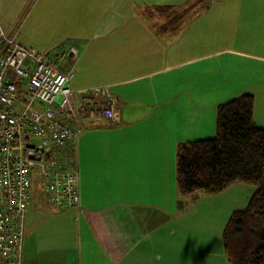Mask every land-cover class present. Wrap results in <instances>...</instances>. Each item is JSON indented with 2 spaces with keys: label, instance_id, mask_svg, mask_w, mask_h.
Masks as SVG:
<instances>
[{
  "label": "crops",
  "instance_id": "obj_1",
  "mask_svg": "<svg viewBox=\"0 0 264 264\" xmlns=\"http://www.w3.org/2000/svg\"><path fill=\"white\" fill-rule=\"evenodd\" d=\"M193 1L93 0L91 32L82 36L77 22L63 41L74 35V45L42 52L75 71L77 93H111L120 114L87 124L78 137L79 207L60 209L44 188L36 197L32 189L23 264H229L224 229L255 188L251 196L237 185L189 198L185 209L199 208L201 223L218 222L222 234L215 244L179 238L192 214L181 210L177 150L213 138L218 107L242 95L254 97V120L264 128V0H204L177 33H159L146 13ZM57 20H65L60 11ZM2 31L9 29L0 22Z\"/></svg>",
  "mask_w": 264,
  "mask_h": 264
},
{
  "label": "built area",
  "instance_id": "obj_2",
  "mask_svg": "<svg viewBox=\"0 0 264 264\" xmlns=\"http://www.w3.org/2000/svg\"><path fill=\"white\" fill-rule=\"evenodd\" d=\"M75 76L15 34L0 33V264H23L33 175L42 177L53 205L79 207L78 137L87 124L119 118L111 93H77Z\"/></svg>",
  "mask_w": 264,
  "mask_h": 264
},
{
  "label": "trees",
  "instance_id": "obj_3",
  "mask_svg": "<svg viewBox=\"0 0 264 264\" xmlns=\"http://www.w3.org/2000/svg\"><path fill=\"white\" fill-rule=\"evenodd\" d=\"M203 4L204 0H194L183 7L155 6L146 13L159 33H177ZM254 108L251 95L221 104L216 135L182 143L177 150L181 210L201 193L214 197L237 185L255 187L247 207L235 211L224 229L229 264H264V128L256 125Z\"/></svg>",
  "mask_w": 264,
  "mask_h": 264
},
{
  "label": "rangeland",
  "instance_id": "obj_4",
  "mask_svg": "<svg viewBox=\"0 0 264 264\" xmlns=\"http://www.w3.org/2000/svg\"><path fill=\"white\" fill-rule=\"evenodd\" d=\"M57 3L59 7H57ZM90 7L91 9L94 7L93 0H0V22L4 29H9L7 33L5 32L7 35H12L13 31L18 29L21 36L20 42L28 46L29 49H35L40 52H46L48 48L63 51L70 43V46L74 45L75 39H72L74 35L70 36L69 40L63 41L68 38L64 37V34L66 32L72 33L77 22L76 27H79L80 30L77 29L76 31L80 32L82 36H86V34L91 32L94 27V17L98 13L92 11V14H95V16H92ZM104 7L105 5L98 6L99 9H104ZM58 11L65 16L64 21H59L60 27L57 20ZM63 61L65 62V60ZM78 98H73L75 104L79 102ZM251 187L253 186L242 185L240 189L246 190L238 191L241 197L245 196V194L246 196L247 194L251 196V191H248ZM43 188L44 180L38 174H34L33 193L35 197L40 195V191ZM235 191L232 190V193H235ZM233 196L236 197V195ZM197 202L193 203V208ZM246 204L248 205V203ZM189 207L190 209L184 210L183 213L192 214V216H189L192 224L191 227L189 224L185 226V222H183L182 226L184 227L179 226V238H191L199 243L215 244L217 242V234H222L221 224L214 221V223L209 222L203 225L199 208L196 212H191V210L193 211L192 205ZM213 215L209 213L208 218H212ZM194 253L196 252L194 251Z\"/></svg>",
  "mask_w": 264,
  "mask_h": 264
}]
</instances>
